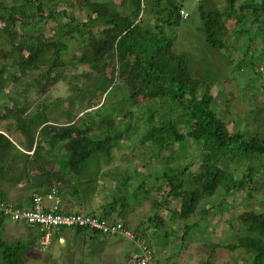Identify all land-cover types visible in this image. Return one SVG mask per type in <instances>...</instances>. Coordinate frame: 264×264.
<instances>
[{"label": "trees", "instance_id": "1", "mask_svg": "<svg viewBox=\"0 0 264 264\" xmlns=\"http://www.w3.org/2000/svg\"><path fill=\"white\" fill-rule=\"evenodd\" d=\"M57 2L0 0V121H9L0 131V202L9 201L12 185L25 182L27 194L16 200L19 208L31 207L33 194L44 195L55 187L61 198L58 212H83L120 222L129 215L130 206L127 194L115 188L127 185L112 174L113 167L118 171L122 168L111 161L113 151L124 149L118 141L124 134L134 138V114L143 117L148 113L147 120L139 118L147 122L143 136L136 132L143 147L139 152L149 150L156 155V170L162 172L156 187L146 189L142 180L135 191H146L138 204L153 188L163 191L161 197L160 192L149 200V211L143 209L154 234L150 239L149 226H143L145 220L138 229L129 221L121 222L150 248L152 239L160 236L156 242L162 251L168 246L167 253L178 248L176 240L184 244L182 239L196 234L193 240L201 236L212 250L222 244L229 250L244 247L250 256L257 252L251 264H264V207L250 208L255 190L252 184L264 173V90L259 88L253 94L252 105L245 111L252 119L244 117L239 127L228 123L227 118L233 122V115L222 112L229 108L218 111L217 97L209 94V88L199 93L203 79L191 73L185 56L174 49V38L164 34L162 27L182 16V5L176 0H61L63 6ZM199 11L210 47L224 50L230 46L239 55V65L264 63V0H225L224 5L218 0H199ZM75 41L77 50L65 57L64 52ZM85 65L88 70L70 74ZM61 80L68 84L69 94L41 100ZM108 86L118 95L126 92V98L119 96V102L127 107L119 120L126 123L121 126L124 130L117 128L118 123L106 126L105 131L97 128L112 121L120 110V106H113L109 113H101L109 102ZM33 91L40 99L35 107L30 96ZM142 94L149 103L142 105L137 100ZM134 106L139 108L134 110ZM93 107L96 116L87 114ZM48 111L54 115L48 117ZM14 131L25 136L23 149L11 138ZM63 146L66 152L61 150ZM51 152L55 155L49 156ZM64 152L67 158L59 166L57 157ZM122 154L120 160L128 153ZM92 160L95 165L90 168ZM72 172L85 177L79 186L74 185ZM92 172L96 176H89ZM126 173L122 172L124 181L131 177H124ZM103 191H113L112 197L97 214L91 208V198ZM240 193L248 195L249 207L236 213L232 204L236 201L231 198ZM4 222L0 216V264H27L28 251L43 234L37 225L24 223L29 228L27 238L7 239ZM243 227L245 233H241ZM237 230L241 236L231 244L218 239L233 238ZM86 231L92 235L82 234ZM96 234L121 236L89 226H59L51 237L59 240L69 236L83 242ZM173 235L177 239H171Z\"/></svg>", "mask_w": 264, "mask_h": 264}, {"label": "rangeland", "instance_id": "2", "mask_svg": "<svg viewBox=\"0 0 264 264\" xmlns=\"http://www.w3.org/2000/svg\"><path fill=\"white\" fill-rule=\"evenodd\" d=\"M57 1H58L57 3L59 6H63V3L61 2V0H57ZM122 1H125V0H122ZM218 1L219 3H221V5H224L225 0H218ZM176 2L182 5V9L185 12H187L189 16L188 18L180 16L176 22H173L172 24H165L162 27L164 30V34L168 37L172 36V38H174L175 40L174 49L177 52H180L185 56L186 61L191 70V73L194 76L201 77L203 79V84H202L201 89L199 90V93L202 94L205 92L207 88H209V91H208L209 94H212L213 96L217 97L216 99V104H218L217 110L220 111L221 109L226 110V108H229L227 109V111L222 112V114L226 115L227 113V115L229 116V113H231L233 115L234 120L232 122V120L227 118L228 123L230 124L232 123L233 127L234 126L239 127L244 117L249 120L252 119V117H249V115L246 114L245 111L251 107L250 105H252L250 100L252 99L253 94L256 91H258L259 88H260V91L261 89L264 90L262 87V85L264 84V63H261V64L256 63V66L252 65L251 63L250 64L247 63V65L240 64L241 65L240 66L238 59H237L239 55L234 53L230 46H228L227 49H224V50L210 47L205 42V39H204V34L202 30V19H201L200 11H199V0H176ZM123 12L125 11L123 10ZM257 41L259 43H263L260 37L257 38ZM77 47H78V42L76 41L73 42L71 44V47L67 51L64 52L65 57L67 58L70 57V55L74 53V51L77 50ZM230 56L233 57L234 59L232 60ZM88 69H89L88 65L81 66L71 71L70 74L79 73L81 71H85ZM78 79L80 78L76 77V80ZM78 84H80V81H78ZM107 88L109 91H107L106 94L109 97V102L106 107H103L101 113H109V110L113 109V106H115V108L117 106H120V110L116 111V114L113 116L112 121L107 120L108 122L105 123V126L98 125L97 128L98 130L105 131L107 129L106 126L110 128L112 124L118 123L119 125L117 126V128L124 130L125 127L121 128V126H125L126 123L123 120L122 121H119V120H121L120 118L122 117V114L126 111L125 109H127V107L122 106L123 102L121 101L119 102V100L122 97V95L123 96L126 95V92H122L120 95H118L116 94L115 89L110 90L109 86ZM68 94H69V86L67 83L61 80L57 82V84L53 86L50 89V91L47 92V94L41 97V100L60 97V96H66ZM30 96H31V99L33 100L32 107H35L36 102L40 101V99L36 97V94L34 91L33 93H31ZM5 97L6 96H4V99ZM124 97L126 98V96ZM104 98L106 99L107 97L104 96ZM227 99H229V101H226ZM137 100L139 102H142L141 103L142 105L143 103L145 104L149 103L147 97L143 94L140 95L137 98ZM4 102H8L9 104V101L7 100H4ZM227 105H229V107H227ZM138 108L139 107L134 106V110H137ZM88 111H90L87 113L88 115L90 114V115L96 116L97 110L95 109V107L88 109ZM48 113H49L48 117H52L50 114L54 115V112L50 113L48 111ZM148 115L149 114L146 113L144 114L143 117L142 116L138 117V113L134 114L135 119L132 120L133 121L132 124L133 126L135 124V128L133 129L132 132L134 133L133 137L135 139L134 138L129 139L128 135H125V134L123 138H119L118 141L120 140L119 143L120 145L124 146V149L115 148V150L113 151L114 152L113 158L111 160L113 164L118 163L121 165L120 167H122L121 171L115 170L116 167H113L115 169L113 170L112 174L116 176L118 181L122 180L121 183H125L127 185V187H125L123 184V186L125 187L123 188V193L127 194L125 195L126 196L125 198H126V202L129 203L128 206H130L129 213L132 212L133 214H137L139 216L141 215L140 210H138L139 208L135 207L136 209L134 208L132 209V207H134L133 205L138 204L139 202L138 199L140 197L142 198L144 195H146L144 193L146 191H143L142 189L141 190L137 189V191H135L138 182L144 180L146 189H148L147 186L151 188L156 187V185H158L157 176L161 174L162 172V170L160 171V173L159 171L156 170V160H157L156 155L150 154L149 150L148 152L144 153L146 156L139 152L142 146L141 147L139 146L140 143L138 142L139 139H137L138 134L136 135V132L139 133L140 131L141 133L139 135L143 136L146 132V126H147V122L144 124L143 121H141L139 118H143L144 120H147ZM232 115L230 116L232 117ZM8 122L9 121L6 119L0 121V131H2L3 129L5 130L6 124ZM252 127H253V124H252ZM11 138L13 139L15 143L20 144L19 147L22 146L21 149L24 148L22 143L25 139V136L23 134H21L19 131H14L12 132ZM148 147L149 145L147 144L146 148ZM64 148L65 147L63 146L61 150L65 151ZM123 151H126V153L128 154L125 155V158L123 156V159L120 160L119 157L123 155L122 154ZM54 155L55 154L51 152L49 156H54ZM60 155H58L57 157V159L59 160V166L64 164V161L67 158L66 153L63 154L62 156ZM138 155H141L142 157H135ZM124 159H125V163H122ZM94 162L95 160L88 162V163H91V165L89 166L90 168L94 167L95 165ZM137 166H139L138 169L140 170H138V172L136 173L134 169ZM33 168H36V166ZM125 171H127L126 176L124 175L123 176L127 177V175L131 174V177L130 179L127 178L128 180L124 181L123 179H121V176H122V172H125ZM142 171H144L145 174L141 173ZM108 172L111 173V170H109ZM16 173H18V171H16ZM71 176L74 177L73 183H75L74 185H77V186H79V182L85 178L84 176H81L80 174L74 173V172L71 173ZM89 176H96L95 172L90 173ZM132 182H133V186L131 188L130 186ZM24 185H25V182H20L19 184L12 185L10 187L9 189L10 199L7 202L8 204H14L16 206V200L19 198V196L25 193L27 194V191L25 190ZM252 185L255 188V190L253 191L254 193V197L252 198L253 203L251 204L250 208L258 209L260 206L264 207V203L262 202V199L264 198V195H263L264 194L263 193L264 173L259 174L255 182ZM153 190L154 191L151 194L147 192V194L149 195V196L147 195V197H150L151 195H156V194L158 195V193L160 192H161L159 194L160 197L163 195L162 194L163 191L158 192L155 190V188H153ZM147 191H150V189ZM112 193L113 191H111L110 193L103 191L102 195L99 194L98 196L97 194L98 198L94 197L93 201L91 202L92 203L91 206L100 203L102 196H104L105 202L109 201L110 197H112L111 196ZM232 199L236 201V203H232L236 213H238L239 211L243 209L244 210L248 209L249 206H247L246 202L247 200L249 201V197L246 193H242V194L240 193L236 196V198H231V200ZM143 203H147V202H143ZM150 205L151 203H147L145 206H149L148 208H150ZM237 206L238 208L236 209ZM81 210L83 211V209ZM143 212L140 217L141 221L145 220L148 224L152 225V223H149L146 220V214L148 215V213L145 212L144 210ZM215 212H217V209H215ZM4 219H5V222L3 224V230H4L3 233L7 239H12L15 237L25 239L28 237L29 228L24 227L23 225L24 222L12 221L5 217ZM123 220L126 222L129 221L131 224L129 217L124 216L122 217L121 221ZM134 220L138 221V219H134ZM134 220L132 223H135ZM207 220L211 221L210 217H208ZM132 227L135 229H138L140 228V225L139 226L133 225ZM152 228L155 229L154 227ZM243 228H240L242 230L241 233H245V228L244 229ZM153 229L149 231L151 235L149 238H152L153 236L152 235ZM175 230L178 231L177 229ZM174 233L175 235H177L176 232ZM82 234L92 235V232L86 231L85 233H82ZM175 235H173L171 239L173 240L177 239L176 238L177 236ZM195 235L196 234H191V235H187L184 239L181 238L184 244H179V242H177L179 240H176L175 242L178 243L176 244L178 248L173 249V251L171 250L172 253H176L177 255L179 251L182 250L187 255H190V256L192 255L193 258L191 261H193V263L197 259L198 264H247V260H244L245 256L241 257L238 254L240 251L241 252L244 251L243 249L236 250L237 254H235V256L232 255L233 257L229 254L228 248H225L224 250H217L216 254H213L212 252L210 253L209 251L210 248L203 243V238H201V236H199V239L193 240V237ZM240 236L241 234L237 230L233 238L229 236H222V237H218V239L219 240L221 239L224 242L233 243L235 242L234 240L237 241ZM67 237L66 238L63 237L62 240H53L51 237L49 244L47 246L44 245L45 247L40 243L41 240H38L36 243V246L32 248L31 250H29L26 255L27 264H127L128 261H126L127 260L126 253L130 250V248L134 246L133 242H131L129 239L123 236L107 235L105 237V236H102L101 234H96L93 238H90V236H88L87 240L83 242H81L82 240H80L79 242V240H74L72 237H69V236ZM159 237L160 236L154 239L160 242L161 239H158ZM210 238L212 239V237ZM152 242L156 244L153 239H152ZM164 242H166V238ZM152 247L153 248L151 249L154 253L155 252V250H153L154 246ZM207 248H209L208 251H206ZM207 253L209 254L207 255ZM256 253L257 252L251 253V254L253 257H255L257 256ZM157 254L158 255L160 254L159 250ZM75 257L78 259L73 260V258ZM251 258L252 257H250V259ZM71 259H72V262L70 261ZM230 260L231 262H229Z\"/></svg>", "mask_w": 264, "mask_h": 264}, {"label": "built area", "instance_id": "3", "mask_svg": "<svg viewBox=\"0 0 264 264\" xmlns=\"http://www.w3.org/2000/svg\"><path fill=\"white\" fill-rule=\"evenodd\" d=\"M183 17H187L188 13L181 10ZM48 203V205H47ZM61 204V198L55 187L42 195L33 194L32 205L29 208H19L14 204L0 202V216L8 218L16 222L29 223L37 225L43 234L41 244L47 246L51 240L52 230L59 226H82L96 228L110 234H119L131 242H133V252L127 264H159L154 256L152 249L139 236L125 227L120 221L111 223L106 219L78 213L58 212ZM44 246V247H45Z\"/></svg>", "mask_w": 264, "mask_h": 264}, {"label": "crops", "instance_id": "4", "mask_svg": "<svg viewBox=\"0 0 264 264\" xmlns=\"http://www.w3.org/2000/svg\"><path fill=\"white\" fill-rule=\"evenodd\" d=\"M111 182V180L109 181V183ZM116 188V190L117 191H119L120 193H123V186H120V185H118L117 187H115ZM154 191V190H153ZM98 194V196H99V194L100 195H102V192H98L97 193ZM97 194H95V196H93L92 198H91V202L93 201V199H94V197H96V198H98V196H97ZM149 196V195H148ZM152 196L153 195H151L150 197H147V198H145L144 200H143V202H147V203H150L149 202V200L152 198ZM140 203V204H138L136 207L137 208H139L138 210H140V212L144 209H147V211H149L150 209L148 208L149 206H145L147 203ZM104 204H105V198H104V196H102V199H101V202L100 203H98V204H95V205H93V206H91V208H92V210H94V211H96V213H98V214H100V212H102L103 211V206H104ZM91 205H92V203H91ZM103 205V206H102ZM102 206V207H101ZM78 209H80L79 207H78ZM82 209V208H81ZM105 210V209H104ZM121 215H123V214H119V216L120 217H122ZM137 214H133L132 212L131 213H129V215H127V217H129V220L131 221V224L132 225H135V226H137L138 224H140V221H141V215L139 216V215H137ZM134 219H138V221H135ZM133 220L135 221V223H132L133 222ZM143 226H149V231L151 230V229H153L152 227V225L151 224H148L147 222L146 223H144L143 224ZM206 232L208 231V230H205ZM225 235V234H224ZM145 238V237H144ZM155 238V237H154ZM153 238V239H154ZM157 238V237H156ZM63 239V237H60V239L59 240H62ZM146 240H147V238H145ZM151 239V238H150ZM154 241H155V243L156 244H154L153 243V246H154V249L153 250H155V254H156V256H157V259L159 260V262H160V264H198V260L196 259V261L193 263V261H191L192 260V255L190 256V255H187L185 252H183V253H181L180 255H174V254H172V253H167V251H169V248H168V246L167 247H165L164 248V250L162 251V250H160L161 249V246L159 245V243H157L156 242V239H154ZM211 241V240H210ZM225 244H231L230 242H224ZM206 246H208L209 248H210V253L212 252L213 254H216V251L217 250H224L225 248H227L224 244H222L221 246H219L216 250H212V247H211V245H206ZM209 248H207V250L206 251H208V249ZM239 249H243L244 251H240L238 254L242 257H244V260H247V264H251V262H252V258L250 259V257H253L252 255L250 256V254L246 251V249L244 248V247H238L237 249H235V250H229L228 252H229V254L232 256V255H234L235 256V254H237V252H236V250H239ZM158 250L160 251V254L158 255L157 253H158ZM132 251H133V248H130V250L126 253L127 254V257L126 258H128L129 257V255L132 253ZM209 253H207V255H208ZM238 255V256H239ZM221 256V255H220ZM237 256V255H236ZM233 257V256H232ZM240 258V257H239ZM229 262H231V260L229 261Z\"/></svg>", "mask_w": 264, "mask_h": 264}]
</instances>
